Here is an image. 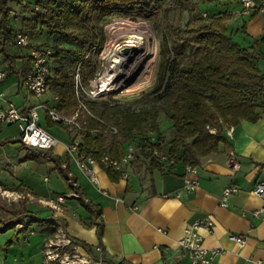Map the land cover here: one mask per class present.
<instances>
[{
  "label": "crops",
  "instance_id": "1",
  "mask_svg": "<svg viewBox=\"0 0 264 264\" xmlns=\"http://www.w3.org/2000/svg\"><path fill=\"white\" fill-rule=\"evenodd\" d=\"M207 5L226 20V33L241 47L250 49L255 41L264 37V14L253 11L234 19L240 8L239 0ZM17 23L15 27L20 28ZM256 49L264 53V46ZM21 56L18 67L25 65L26 73L29 58L27 54L21 53ZM258 67L264 70V61H259ZM4 101H11L18 107L25 103L36 104L13 75L0 82V106ZM44 115L46 117L45 112ZM58 128L65 132V142H59L45 129L57 140L55 147L45 152L52 159L48 161L51 164L48 174H57L65 183L64 187L42 192L32 189L24 179L16 178V182L8 184L1 182L7 186L5 193L20 195L18 200L25 202L23 216L7 220L6 225L13 222L17 225L14 229H24L32 236L24 241L28 249L23 247L22 250L29 251L30 246L35 245L33 250L40 256L35 264H45L42 247L52 235L50 217L63 222L65 232L79 246L77 252L89 254L93 259L91 264H188V254L178 247V241L195 222L199 223L195 234L202 247L209 253L217 252L214 264H264V216L254 215L255 210L264 206V198L253 193L255 186L264 182V110L255 122L242 121L225 132L228 146L201 160L194 176L198 186L192 192L182 189L185 166L180 161L160 163L152 151L154 166L149 158L141 155L137 144L123 170L106 169L95 159L92 166L98 181L95 186L65 151L74 136L64 126ZM78 142L83 152L82 140ZM16 144L19 149L40 156V151L28 149L19 141ZM127 145L119 158L113 159H122ZM25 160L28 159L24 157L22 161ZM62 173H66L69 180L73 179L74 187ZM43 180L49 181L48 177ZM231 187L236 191L226 199V207H222V193ZM74 193L78 197L73 196ZM58 196L65 199L61 211L55 212L47 203L52 204ZM231 237H243L244 242L239 245ZM8 244L1 264H9L7 252L13 242ZM96 247L103 251L102 263ZM15 262L14 258L12 263Z\"/></svg>",
  "mask_w": 264,
  "mask_h": 264
},
{
  "label": "trees",
  "instance_id": "2",
  "mask_svg": "<svg viewBox=\"0 0 264 264\" xmlns=\"http://www.w3.org/2000/svg\"><path fill=\"white\" fill-rule=\"evenodd\" d=\"M161 1L47 0L45 3H30L26 0H0V61L6 78L13 75L21 84L25 75V65L18 67V63L22 60V51L27 49L17 43L16 32L33 36L40 26L52 38V43L45 47L53 50L49 82L57 98L55 103L53 100L52 104L45 103L58 114L72 115L77 103L73 73L67 67L73 68L78 62H84L93 48L102 46L104 20L143 19L161 9ZM188 1L173 0L171 6L182 10L184 5L189 6ZM202 1L209 4L223 0ZM13 6L28 10L34 18H25L20 28L14 27L10 21ZM191 11L196 12V8ZM217 15L213 14L208 20L199 19L195 25L190 23L184 30L174 29L166 72L152 90L158 108L131 111L115 102H85L89 111L83 120L84 133L81 134L85 156L98 160L102 154L108 153L118 159L124 145L133 143L154 166L152 151L157 149L170 160L198 167L202 159L228 146L221 125L232 127L242 121L255 122L260 118L258 106L259 96L264 94V70L258 67V62L264 61V53L256 47L264 46V37L255 41L250 49H245L226 33V20ZM60 40L74 45V49H61ZM63 53L69 54L71 60ZM159 113L165 115L172 130L166 147H162L159 137L150 143L138 136L148 124L158 132L156 117ZM46 122L49 128L62 127L51 121L47 114ZM109 124L116 129V134L108 137L103 133L108 132ZM17 142L8 140L0 143V147ZM62 175L74 187L73 179L69 180L66 173ZM86 207L91 209V206ZM102 258L104 261V255Z\"/></svg>",
  "mask_w": 264,
  "mask_h": 264
},
{
  "label": "rangeland",
  "instance_id": "3",
  "mask_svg": "<svg viewBox=\"0 0 264 264\" xmlns=\"http://www.w3.org/2000/svg\"><path fill=\"white\" fill-rule=\"evenodd\" d=\"M35 1H42V3H45L47 0H26V2L31 3H34ZM172 2L173 0H162V8L151 12L143 19L139 18L132 21L122 18H110L104 20L102 23L104 31V41L102 46L100 48H93L86 55L84 62H78L73 68L67 67L68 71H71L73 75L76 72H79L84 83V88L86 89L90 81L95 80L93 85L96 84V81L102 76L107 66L106 55L109 51L107 46L109 41L108 27L114 22L128 23L132 25L137 24L140 21H146L151 24L154 37L156 38L154 41V43L156 42L155 55L153 56V64L148 78L145 82H141L134 90L124 91L119 88L114 92L103 94V96L97 98L96 101L108 102L110 104L115 102L120 106L129 108L131 111H141L151 107L158 108L159 104L153 101L154 94H152V90L166 72L167 61L171 57L170 40L173 36L174 29L179 28L184 30L188 24L192 23L195 25L199 19L208 20L210 16L215 14V12L212 11V6L207 5L202 0H189V6L184 5L182 10L174 9L171 6ZM194 7L196 8V12L191 11ZM203 15H205V17H203ZM27 17H30L31 19L34 18L28 10L19 6L12 7L10 21L14 27L17 22V25L21 27V20ZM28 40L31 45L36 47H45L48 46L49 43H52V38H50L47 35V32L40 26H38L33 36H28ZM148 43L151 45L153 40L149 39ZM58 45L61 49L66 51L74 49V45L64 40H60ZM187 51L190 52V49L188 48ZM22 54L28 55V51L23 50ZM63 56L71 60V56L69 54L63 53ZM0 65L3 68L1 61ZM54 96L52 88H50L48 93L39 98L28 95V97H31L32 103H36L35 105H38V103L42 102L44 99H47L46 103H50ZM262 100H264V94L259 96V110L264 109V101ZM76 103L77 107L72 115H59L71 117L77 113V119H79V121H83L85 115H87L86 111H88V108L86 107V111L79 109L77 99ZM39 114V125L53 134L59 142H65V132L61 128H58V126H53L50 129L47 125L44 112L40 110ZM156 125L158 132H154L150 128V124H148L138 136L139 138H153L155 141L156 138L159 137L162 147H166V144L171 139L172 130L170 123L167 121L163 113H159L157 115ZM109 126L111 127L112 125L109 124ZM230 127V125H221V129L224 133L229 130ZM211 132H214V130H211ZM68 133L71 136H74L76 140L78 139V141H81L82 136L75 134L74 131L68 130ZM108 133L109 132H104L103 134L109 137L110 133ZM18 138L19 131L16 126L3 125L0 127V143L8 140H18ZM24 157L28 160L22 161ZM42 159L43 158L41 156H37V154L32 151L19 149L16 143H9L0 147V264L6 256L4 253L5 248H7L6 246H9L8 242L11 241L13 242L12 248L7 252L9 264H35L37 258L40 259V256L36 255L33 250L35 245L30 246L29 251L22 250L24 248L26 249V247L28 249V244L24 243V241L26 238L32 239V236H29V233H26V230L24 229H14L13 226L17 227V225H13V222H9V224L7 223L8 225H6L7 220H15L16 218L23 216L26 208L25 202H20L16 195L5 193L4 190H7V186L2 183L7 182L8 184L13 183V181L16 182V178L20 180L24 179L28 181L29 186L32 189L42 192H46L51 188L55 190V188L64 187L65 183L57 174H48L51 164H49L48 161H41ZM2 163H4V165H2ZM45 177H48L49 181H44L43 179ZM13 199L14 201L19 202H14ZM14 258L16 262L12 263Z\"/></svg>",
  "mask_w": 264,
  "mask_h": 264
},
{
  "label": "built area",
  "instance_id": "4",
  "mask_svg": "<svg viewBox=\"0 0 264 264\" xmlns=\"http://www.w3.org/2000/svg\"><path fill=\"white\" fill-rule=\"evenodd\" d=\"M240 8L234 14V19L243 18L253 11L264 14V0H239ZM205 17V15H203ZM15 39L20 47L27 49L29 66L24 75L21 86L29 96L35 98L42 97L50 91L51 69L50 64L53 57V50L51 47H36L31 45L28 36L23 32H16ZM6 78V72L0 68V82ZM99 79V78H98ZM90 81L87 89L84 88V83L79 72L73 75L74 93L75 98L79 103V109L86 111L87 101H96L97 98L103 96L105 93H111L116 91L114 87L110 90L103 91L99 85ZM53 102H57V98H52ZM44 111L49 119L55 123L61 124L68 130L74 131L75 134L81 135L84 133V121L77 119V113L71 117L60 116L45 102L38 105H28L27 103L17 106L11 101H4L0 106V127L3 125H14L19 131L18 141L20 145L28 148L40 151V156L46 160L51 161V157L45 152L51 150L57 144V140L47 133L39 125L38 111ZM78 111V110H77ZM89 114L88 111H86ZM89 132V131H88ZM108 132L110 134H116L114 127H109ZM91 133V132H89ZM145 142L154 143L153 138H145ZM66 153L72 158V161L77 165L80 171L86 175L89 181L93 185H98L95 172L92 166L96 163V160L91 157H85L84 153L80 149L78 140L73 138L65 147ZM134 153V144L129 143L127 145L125 156L116 160L111 158L108 154H102L98 159V162L106 169L123 170L126 163L132 158ZM153 155L160 163H173L174 160H170L165 153H161L157 149L153 150ZM235 167V166H234ZM124 172H122L123 174ZM197 173V167L185 166L183 176L182 189L186 192L194 191L198 186V181L194 178ZM125 174V173H124ZM75 186L74 183H72ZM236 191L234 187L224 189L222 193L221 206L226 207V199ZM253 193L264 198V182L258 183L253 189ZM73 196L78 197L76 193ZM177 196V195H176ZM20 198V195H17ZM167 197V196H164ZM64 197L58 196L55 202L52 204L47 203L55 212L61 211V204L64 202ZM255 216H264V206L254 211ZM52 222V235L47 238L42 247V255L44 257L45 264H91L93 259L91 256L82 255L78 253L79 246L71 239L65 232L64 224L62 221L55 217H50ZM199 225L198 222L192 224V226L186 230L185 235L178 241V247L185 250L188 254V264H214V257L216 251L209 253L202 247L200 238L195 234V229ZM235 243L242 245L244 242L243 237H231ZM100 256L99 262H103V251L100 247L95 248Z\"/></svg>",
  "mask_w": 264,
  "mask_h": 264
},
{
  "label": "bare ground",
  "instance_id": "5",
  "mask_svg": "<svg viewBox=\"0 0 264 264\" xmlns=\"http://www.w3.org/2000/svg\"><path fill=\"white\" fill-rule=\"evenodd\" d=\"M107 66L96 81L103 91L136 89L149 76L155 55V37L150 23L114 22L108 27ZM149 39L153 40L150 45ZM106 63V62H105Z\"/></svg>",
  "mask_w": 264,
  "mask_h": 264
}]
</instances>
